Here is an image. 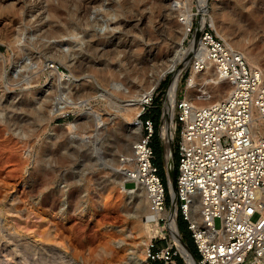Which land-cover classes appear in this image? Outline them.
<instances>
[{
  "label": "rangeland",
  "instance_id": "374dc122",
  "mask_svg": "<svg viewBox=\"0 0 264 264\" xmlns=\"http://www.w3.org/2000/svg\"><path fill=\"white\" fill-rule=\"evenodd\" d=\"M186 1L0 0V264H147L143 240L151 238L139 211L147 201L142 190L130 194L118 182L119 162L144 130L133 128L140 114L134 119L136 113L127 115L122 104L174 55L183 21L178 7ZM199 1L190 0L195 26L203 23ZM206 7L216 27L257 55L264 70V0H208ZM105 17L108 27L101 32ZM205 25L216 32L210 19ZM193 33L183 41L177 69L190 59L185 54L192 50ZM67 43L75 55L70 64L60 59ZM25 57L33 67H20ZM17 62L22 70L14 75ZM55 68L76 78L74 96L89 97L86 107L50 117L54 94L44 91L57 85ZM192 68L189 63L185 69L181 97ZM174 73L153 92L160 124ZM150 111L142 118L156 119ZM153 144L155 163L169 185L158 131ZM124 185L136 186L128 180ZM179 219L187 242L186 221Z\"/></svg>",
  "mask_w": 264,
  "mask_h": 264
},
{
  "label": "built area",
  "instance_id": "2783aa9c",
  "mask_svg": "<svg viewBox=\"0 0 264 264\" xmlns=\"http://www.w3.org/2000/svg\"><path fill=\"white\" fill-rule=\"evenodd\" d=\"M192 31V39H199L219 74L234 88L226 98L195 108L180 96L179 86L172 118L173 145L178 151L175 194L169 189L172 207L176 201L178 210L177 231L183 240L181 215L195 244L198 264H264V137L256 135L254 128L255 108L264 119L261 71L253 69L241 51L205 23L195 26L193 16ZM153 100L154 94L143 101L139 118L144 133L121 161L128 181L145 188L149 211L155 215L151 223L161 228L151 237L147 264H190L170 228L171 216L163 214L172 207L155 163L156 127L152 118H142ZM169 121L164 110L159 129L163 150L167 143L163 127ZM198 201L201 209L194 217Z\"/></svg>",
  "mask_w": 264,
  "mask_h": 264
},
{
  "label": "bare ground",
  "instance_id": "6f19581e",
  "mask_svg": "<svg viewBox=\"0 0 264 264\" xmlns=\"http://www.w3.org/2000/svg\"><path fill=\"white\" fill-rule=\"evenodd\" d=\"M207 3H208V0H200L199 1L198 7H199V10L201 11V14H202V22L206 23V21L208 19H210L216 28L217 34L221 38H223L229 46H232L233 48L241 51L244 54V56L246 57L247 61L253 66V69H257V70L261 71L262 83L264 84V70L262 69V66L260 65L259 57L255 54H252L247 48L244 47V45L241 42L230 39L226 32H223L216 27L213 15H209L207 12V7H206ZM178 9L181 12V14H183V18H182L183 21L179 22V25H178V27L181 31V36L179 37V44L176 46V50L173 53L174 55L170 59H168L167 63L163 67L158 68L154 72V75L152 76L154 79L150 83H148L147 85H143L142 87H139V89H137V91L134 94L128 95V97H126L124 99V102L122 104V108H124L127 111V115H130L131 112L136 113L135 118H134V119H136L141 112L142 103L145 100V98L150 97L153 94V92L156 89V87L158 86L161 78H163L168 72L175 70V73H174V76L172 78L171 85L169 88L167 102H166V113H167L168 119H170V121L168 123H165L164 127H163V133H165V135L167 137L165 153H166V158H167V169H168V172L170 174V183L171 184L173 182L172 181V175H174V173L176 172V170H175L176 165H175L173 148H172L173 147L172 146L173 138L175 136V133H174L175 124H174V122H172V118H173L174 111H175V104H176L178 89H179V86L182 84L183 76L185 74V69H186L187 65L189 63H192L193 68H192V72H191L190 76L187 78V89H186V95L184 97V100L191 103L195 108L206 106V105L212 104L214 102H217V101H220L221 99L226 98L227 96H229V94L232 92V90L234 88L233 84L229 80L225 79L224 77H222L219 74L215 63L208 57V53H207L206 49L201 44V42H199V39L197 37L192 39V42H191V46H192L191 49L192 50L185 54V60L189 54H190V59L186 62L184 60L185 63L183 62L184 64H182L181 67L179 69H177V65L179 62L178 60H180L179 58H180V56L184 50L183 49L184 48L183 41L189 33V27L191 25V18L193 16L192 4H191L190 0L189 1L187 0L186 2L181 3V5L178 7ZM86 10H87V8H86ZM108 20H109V18L105 17L102 20V22H99V26H98V23H96V25L98 26L97 29L101 32L104 31L105 29H107ZM97 21H98V19H96V22ZM110 37H112V36H110ZM110 39H112V38H110ZM33 40H35V39H33ZM85 42H86V40H85ZM60 59L64 60L65 62H67L69 64L72 63V61L75 59V55L72 52L71 43H67V44H65V46L62 47V53L60 54ZM22 62H24V63H22V65L20 66L21 68H30V67L34 66L32 64L33 63L32 60H30L29 57H25L24 61H22ZM197 63H199V64L203 63V67L202 68L198 67ZM18 65H19V62L16 63L15 68L13 69L14 75L18 74L19 71L22 70L21 68L18 67ZM51 75L56 78L57 85H55V82H53V84L51 86L50 85L47 86V88L44 91L45 95L52 92V90H53V94H54V96L49 98L50 104L47 108L50 117H55L59 114H65L66 112L73 111L76 108H82L83 109V107L85 105H87L89 97L84 98V97L74 96V88L75 87L73 86V82H72V80L76 79V78H73L74 76L72 77L71 74L66 76L64 71L58 70L57 68L52 70ZM117 87L119 88V84L117 85ZM121 90H123V89H121ZM114 103H116V101L113 102V105H114ZM254 113L256 115L255 124H254L255 133H256V135H262L264 137V119L262 118L259 109L255 108ZM99 114H100L99 112H96L94 110L95 119L97 121H98ZM134 119H132V120H134ZM132 120L128 122L129 125L134 124ZM68 126L71 129H73L76 126V122L70 121L68 123ZM133 128L135 130H138L139 132L142 130V126L138 122L136 123V126H134ZM169 130H171V135L168 134ZM131 147H132V145H131ZM131 147H129V152L131 150ZM118 169L123 171L121 173L122 177H121V179H119L118 182L121 184V186L128 193L132 194V193L136 192L137 190H142L144 193L143 197L145 199V202L147 201V205H145V207H144V205L142 206L140 204V206H139V211L141 213L143 212V215L141 216L140 221H141V226L143 229H145L147 236L149 238H151L152 236H154V234L157 231L161 230V228L158 225L151 223V221L154 219L155 215L149 211L148 197H147L146 190L141 183H138L134 187L127 188L124 185V183H125V181L129 180L130 178L128 177L126 171L124 170L122 161L119 162ZM173 192L175 194L174 190H173ZM200 209H201V206H200V203L198 201L196 206L194 207V217L198 216V212H200ZM177 211L178 210H177V205H176V201H175L172 209L165 210L163 214L171 216L170 228L172 229V231L174 233V238L178 244L179 249L186 256L188 262L190 264H198L197 260L192 255L191 251L181 243L180 235L177 231V222H176ZM143 242H144V244H146L145 254H147V248H148L149 242H148L147 238L144 239ZM59 262H60V264H67L66 261H59Z\"/></svg>",
  "mask_w": 264,
  "mask_h": 264
},
{
  "label": "trees",
  "instance_id": "16d2710c",
  "mask_svg": "<svg viewBox=\"0 0 264 264\" xmlns=\"http://www.w3.org/2000/svg\"><path fill=\"white\" fill-rule=\"evenodd\" d=\"M154 107H156L157 109L155 110V109H152V108H154ZM152 108L150 109L151 111H150V113L151 114H153V113H155L156 114V119H154L153 117H151V116H149V117H147V118H152L153 120H154V123H155V127H156V129H155V131H158L159 132V129H160V119H161V109H160V106H152ZM155 110V111H154ZM156 133V132H155ZM178 169V153H177V151H176V170ZM160 174H161V176L163 177V179H164V181H165V183H166V185H167V188H168V195H169V204L171 203V199H170V193H169V185H168V183H167V177H166V172H165V174H163V173H161L160 172ZM180 216L181 215H179V218H180ZM182 217V216H181ZM178 218V222H179V227H180V230L183 232V234H184V231L181 229V225H180V219ZM182 219H183V217H182ZM184 220V219H183ZM186 227H187V229H188V226H187V222H186ZM188 232H189V235H188V239H189V241H191L192 243H193V247H191V245H190V243H189V241L187 240V244H188V246H189V248L191 249V251H192V253L195 255V257L196 258H198V254H197V250H196V247H195V244H194V242H193V239H192V237H191V233H190V230L188 229Z\"/></svg>",
  "mask_w": 264,
  "mask_h": 264
},
{
  "label": "water",
  "instance_id": "95a60500",
  "mask_svg": "<svg viewBox=\"0 0 264 264\" xmlns=\"http://www.w3.org/2000/svg\"><path fill=\"white\" fill-rule=\"evenodd\" d=\"M176 177H177V170L175 172V179H173L172 184L169 182V189L171 190V192L176 191ZM182 242L188 247V249L191 251V249L189 248L188 244L186 242H184V240H182ZM192 253V251H191ZM192 255L194 256V254L192 253Z\"/></svg>",
  "mask_w": 264,
  "mask_h": 264
}]
</instances>
